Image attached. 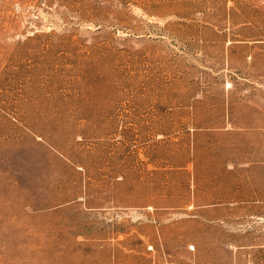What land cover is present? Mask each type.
<instances>
[{"label":"rangeland","instance_id":"374dc122","mask_svg":"<svg viewBox=\"0 0 264 264\" xmlns=\"http://www.w3.org/2000/svg\"><path fill=\"white\" fill-rule=\"evenodd\" d=\"M0 264H264V0H0Z\"/></svg>","mask_w":264,"mask_h":264}]
</instances>
